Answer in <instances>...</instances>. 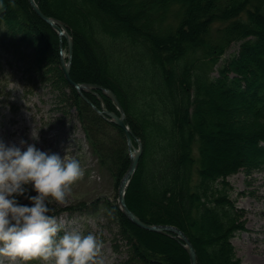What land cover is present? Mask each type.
I'll use <instances>...</instances> for the list:
<instances>
[{"label": "trees", "instance_id": "16d2710c", "mask_svg": "<svg viewBox=\"0 0 264 264\" xmlns=\"http://www.w3.org/2000/svg\"><path fill=\"white\" fill-rule=\"evenodd\" d=\"M34 2L72 40L71 80L110 90L133 145L141 142L125 190L127 208L144 224L182 231L197 264H243L231 242L245 230L243 211L231 199L227 178L264 171V0ZM235 43L237 55L221 63ZM0 52L25 63L57 90L60 103L74 108L99 168L117 189L130 163L125 135L64 80L58 35L27 0H0ZM95 93L84 96L118 114L107 96ZM221 133L237 147L250 146V154L240 158L238 148L224 143L227 155L219 161L217 143L224 141L214 135ZM104 202L128 247L121 264H190L180 241L138 228L115 201ZM86 208H50L49 215Z\"/></svg>", "mask_w": 264, "mask_h": 264}, {"label": "rangeland", "instance_id": "374dc122", "mask_svg": "<svg viewBox=\"0 0 264 264\" xmlns=\"http://www.w3.org/2000/svg\"><path fill=\"white\" fill-rule=\"evenodd\" d=\"M238 50L239 44H232L226 50L221 63L237 55ZM63 52L67 61V45ZM27 69L25 63L0 52V141L18 147L20 142L24 141L23 150H26L28 144H35L41 151L58 154L62 159L68 156L79 162L84 177L73 185L67 203L58 205L51 200L46 202L49 208L54 209H64L79 203H84L87 207L84 211L70 215L61 213L57 216L61 225L58 236L70 231H78L82 235L91 233L103 243V264H121L128 257V247L117 235V227L110 213L106 211L104 202L108 200L114 204L115 201L118 205V188L116 189L109 174L99 168L74 108L60 103L57 90L53 89L49 82L38 81ZM65 92L68 93V90ZM34 128L38 131V138L35 140L31 135ZM214 136L218 139L216 141H224L220 146V143H217L222 152L219 161L227 155V152L224 153L225 144L238 148L237 155L240 158L251 152L248 145L237 147L233 137L222 133ZM231 156L236 157V154ZM227 181L232 188L231 199L235 200L236 207L243 211L245 230L236 233L231 240L236 256L243 264H264V171L251 174L240 171L228 177ZM25 187L27 191L24 196L18 197V203L31 206L27 197L36 196L37 193L32 191V185ZM0 264L12 262L0 257ZM15 264L23 262L16 261ZM29 264L43 262L31 261Z\"/></svg>", "mask_w": 264, "mask_h": 264}, {"label": "clouds", "instance_id": "9594fccd", "mask_svg": "<svg viewBox=\"0 0 264 264\" xmlns=\"http://www.w3.org/2000/svg\"><path fill=\"white\" fill-rule=\"evenodd\" d=\"M32 138H38L34 128ZM6 145L0 141V257L12 264L42 261L43 264H103V243L93 234L61 232L47 201L67 203L72 187L84 177L74 158L63 159L41 151L35 144ZM26 185L36 196L27 197L31 206L18 203Z\"/></svg>", "mask_w": 264, "mask_h": 264}, {"label": "water", "instance_id": "95a60500", "mask_svg": "<svg viewBox=\"0 0 264 264\" xmlns=\"http://www.w3.org/2000/svg\"><path fill=\"white\" fill-rule=\"evenodd\" d=\"M28 4L30 5L32 11L46 24H48L52 30H54L59 38V49H60V69L62 72V75L65 79V81L68 83L69 86L75 89V91L78 93V95L87 102L93 111L96 112L97 115L102 117L103 119L113 123L117 127H119L121 130H123L126 142H127V148L129 153V167L126 171L125 175L122 177L119 186H118V205L119 209L122 213V215L133 225L137 226L138 228L150 231L158 234L163 235H170L173 236L175 239L180 241L182 245L184 246L188 257L190 264H196V253L193 249V246L189 242L188 238L185 236V234L180 231L179 229L172 227V226H166V225H147L141 222L135 214H133L126 206L125 203V189L133 176L137 164L141 155L142 146L141 143L138 142V150L132 149V143H131V132L129 128L125 124V116L124 113L115 97V95L103 87L97 86V85H91V84H76L74 83L70 78V64H71V58H72V40L69 37L66 29L64 26L57 20L48 18L44 16L39 8L37 7L34 0H27ZM62 39H65L67 41V61H65V57L63 55V48H62ZM95 91H101L105 96H107L115 105L119 115H116L115 113L109 112L105 109H97L94 105H92L84 96V93H93L95 94Z\"/></svg>", "mask_w": 264, "mask_h": 264}, {"label": "bare ground", "instance_id": "6f19581e", "mask_svg": "<svg viewBox=\"0 0 264 264\" xmlns=\"http://www.w3.org/2000/svg\"><path fill=\"white\" fill-rule=\"evenodd\" d=\"M38 7V6H37ZM41 12V11H40ZM45 16V15H44ZM39 18V17H38ZM49 18V17H48ZM44 22V21H43ZM127 153H128V150H127Z\"/></svg>", "mask_w": 264, "mask_h": 264}]
</instances>
